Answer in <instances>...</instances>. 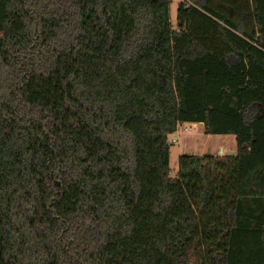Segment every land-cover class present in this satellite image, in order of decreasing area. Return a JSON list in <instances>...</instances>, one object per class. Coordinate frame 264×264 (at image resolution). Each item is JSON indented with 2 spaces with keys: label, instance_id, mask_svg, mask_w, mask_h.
<instances>
[{
  "label": "trees",
  "instance_id": "obj_1",
  "mask_svg": "<svg viewBox=\"0 0 264 264\" xmlns=\"http://www.w3.org/2000/svg\"><path fill=\"white\" fill-rule=\"evenodd\" d=\"M0 0V264H264V0ZM198 124L236 153L180 154Z\"/></svg>",
  "mask_w": 264,
  "mask_h": 264
},
{
  "label": "rangeland",
  "instance_id": "obj_2",
  "mask_svg": "<svg viewBox=\"0 0 264 264\" xmlns=\"http://www.w3.org/2000/svg\"><path fill=\"white\" fill-rule=\"evenodd\" d=\"M183 0H169V20L171 28L177 27V8ZM186 129V130H185ZM176 139L177 142L171 144V140ZM169 166L171 169V177H175L178 171V159L180 154L188 155H205L215 154L216 156H233L236 153V141L233 135H205L201 132L200 126L198 130L190 125L180 126L178 131L169 137ZM223 144L225 153L220 154L218 144Z\"/></svg>",
  "mask_w": 264,
  "mask_h": 264
},
{
  "label": "crops",
  "instance_id": "obj_3",
  "mask_svg": "<svg viewBox=\"0 0 264 264\" xmlns=\"http://www.w3.org/2000/svg\"><path fill=\"white\" fill-rule=\"evenodd\" d=\"M186 125H190V126H192L194 129H197L198 130V126H200V125H198V124H185V125H182V126H186ZM180 127V126H179ZM178 127V128H179ZM200 128H201V126H200ZM186 130V129H185ZM177 131H178V129H177ZM176 131V132H177ZM201 132H202V128H201ZM218 149V151L220 152V151H222V153H225V150H224V146H223V144H218V146H217V148H216V150ZM214 155V154H213Z\"/></svg>",
  "mask_w": 264,
  "mask_h": 264
},
{
  "label": "built area",
  "instance_id": "obj_4",
  "mask_svg": "<svg viewBox=\"0 0 264 264\" xmlns=\"http://www.w3.org/2000/svg\"><path fill=\"white\" fill-rule=\"evenodd\" d=\"M179 127V126H178ZM178 129V128H177ZM175 142H177V140L176 139H172L171 140V144H173V143H175Z\"/></svg>",
  "mask_w": 264,
  "mask_h": 264
},
{
  "label": "water",
  "instance_id": "obj_5",
  "mask_svg": "<svg viewBox=\"0 0 264 264\" xmlns=\"http://www.w3.org/2000/svg\"><path fill=\"white\" fill-rule=\"evenodd\" d=\"M219 153L222 154V151H220Z\"/></svg>",
  "mask_w": 264,
  "mask_h": 264
}]
</instances>
